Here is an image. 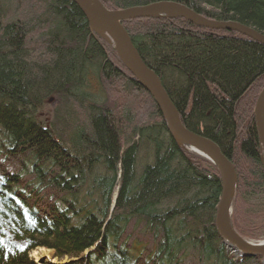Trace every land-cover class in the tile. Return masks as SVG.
I'll return each instance as SVG.
<instances>
[{
    "label": "trees",
    "instance_id": "1",
    "mask_svg": "<svg viewBox=\"0 0 264 264\" xmlns=\"http://www.w3.org/2000/svg\"><path fill=\"white\" fill-rule=\"evenodd\" d=\"M100 1L118 10L163 0ZM166 1L264 34V0ZM124 26L183 124L234 164V202L255 200L245 231L260 237L264 167L254 109L264 89V45L183 18ZM131 78L72 0H0V235L9 240L0 264H34L30 252L40 247L59 257L93 247L89 264H264L236 258L223 244L215 227L218 168L172 138L152 96ZM118 89L143 100L146 121L135 102L116 113L115 105L126 106L111 101ZM49 100L46 121L40 110ZM232 217L239 229L236 209Z\"/></svg>",
    "mask_w": 264,
    "mask_h": 264
},
{
    "label": "water",
    "instance_id": "2",
    "mask_svg": "<svg viewBox=\"0 0 264 264\" xmlns=\"http://www.w3.org/2000/svg\"><path fill=\"white\" fill-rule=\"evenodd\" d=\"M83 12L90 28L116 51L126 68L152 96L166 120L172 138L219 169L222 178V194L217 206L216 227L224 242L243 258H264V243L255 244L243 239L234 229L231 217L232 204L237 188V173L232 162L219 145L199 133L189 130L182 122L180 113L162 83L159 75L142 58L124 22L142 18H183L197 26L224 31H236L264 45V34L233 20L222 21L206 17L190 7L174 1H155L145 5L110 10L99 0H72ZM255 126L260 147V159L264 167V89L260 93L255 110Z\"/></svg>",
    "mask_w": 264,
    "mask_h": 264
},
{
    "label": "rangeland",
    "instance_id": "3",
    "mask_svg": "<svg viewBox=\"0 0 264 264\" xmlns=\"http://www.w3.org/2000/svg\"><path fill=\"white\" fill-rule=\"evenodd\" d=\"M204 28V27H203ZM206 29H209V28H206ZM236 32V31H235ZM123 63V62H122ZM124 65V64H123ZM125 66V65H124ZM125 68H126V66H125ZM127 69V68H126ZM128 70V69H127ZM129 71V70H128ZM130 72V71H129ZM131 73V72H130ZM132 74V73H131ZM133 75V74H132ZM134 76V75H133ZM123 97V96H122ZM122 97H119V98H117V99H115V98H113L112 97V99H111V101H115V103H121V101H123L125 104H126V108H129L130 107V105L131 106H133V103L135 102L136 103V106H135V111L139 114V116H140V119H141V121L143 122V121H146L147 120V117H146V115L148 114V112H147V110L146 109H144L142 106H141V104H142V101L143 100H136L135 101V99H134V97H132L131 96V98H130V96H126L125 98H122ZM130 98V100H128ZM52 102H50V100L48 101V102H46L45 103V106H44V108H42L41 110H40V113H41V118H44V119H46V118H48V119H51V117H52V112H53V107H52V104H51ZM114 102L112 103L113 105L115 104ZM116 106V105H115ZM120 106V105H119ZM142 107V108H141ZM124 110V107L122 106V111ZM122 111L121 110H118L117 109V114L118 115H120L121 113H122ZM124 120V119H123ZM46 121H47V119H46ZM51 120H49V122H50ZM187 150H189V152H191V153H193V154H195V155H197L196 153H194L191 149H187ZM237 173V172H236ZM234 201H235V199H234ZM233 201V211L236 209V217H238L237 218V225H238V227H239V229H240V231L242 232L241 234L244 236V237H246V238H249L250 236H248V233H246V231L245 230H247L248 229V226H247V224H248V221L250 220V221H253V216H252V214L251 215H249V212L247 211L246 212V214H245V211L246 210H248L249 208H251L253 205H255L254 203H256L255 202V200L253 201V199H248L247 201L248 202H246V206H242V205H238L237 203H235ZM262 201H264V188H262L261 189V194H260V196H259V198H258V202L257 203H261ZM257 208V207H256ZM257 209H259V208H257ZM259 212H257V214H258ZM254 224L255 225H258V224H261L260 223V221L259 220H256L255 222H254ZM261 231H264V225L261 227V229H260ZM250 238H255V239H251V240H254V241H256V242H260V241H263L264 242V233H262L261 232V235H260V237L259 236H254V237H250ZM53 253H54V251H52V250H48V249H46V248H38V249H35L34 251H32L31 252V254H30V256H31V258L36 262V261H42V260H40V259H47V260H50L51 258H52V256H53ZM84 255H87L86 253H84ZM66 259L67 258H64V259H62L61 261H58L57 259H56V262H64V261H66ZM68 260V259H67ZM46 261V260H45ZM90 262H88V264H89Z\"/></svg>",
    "mask_w": 264,
    "mask_h": 264
},
{
    "label": "bare ground",
    "instance_id": "4",
    "mask_svg": "<svg viewBox=\"0 0 264 264\" xmlns=\"http://www.w3.org/2000/svg\"><path fill=\"white\" fill-rule=\"evenodd\" d=\"M18 1H21V0H18ZM100 1V0H99ZM101 2V1H100ZM143 5H145V4H143ZM140 6V5H139ZM132 7H134V6H132ZM207 17V16H206ZM142 19H146V18H142ZM91 29V28H90ZM91 31L94 33V34H96V35H98L96 32H94L92 29H91ZM112 47V46H111ZM113 48V47H112ZM116 52V51H115ZM119 57V56H118ZM133 81H135L134 79H136L137 81H138V83L140 84V82H139V80L137 79V78H131ZM129 81L130 82H132L130 79H129ZM162 81V80H161ZM163 83V82H162ZM132 84V83H131ZM141 85V84H140ZM142 86V85H141ZM143 87V86H142ZM144 88V87H143ZM145 89V88H144ZM146 90V89H145ZM120 93V89H118V92L117 93H115L116 95H115V97H121V96H124V95H118ZM257 102V101H256ZM256 106V105H255ZM116 108H115V111H116V113H117V109L118 110H121L122 111V108L120 107V106H115ZM127 109L128 108H125L124 107V110L122 111V113L119 115V116H123V114H125V111L127 112ZM193 151V150H192ZM228 158V157H227ZM229 159V158H228ZM230 160V159H229ZM231 161V160H230ZM232 162V161H231ZM213 163V162H212ZM214 164V163H213ZM233 164V163H232ZM234 165V164H233ZM235 167V166H234ZM222 179V178H221ZM221 194H222V190H221ZM235 195H236V192H235ZM235 195H234V199H235ZM117 197H118V190H116L115 192H114V197H113V199H112V203H113V205H112V207H111V210L113 211V212H117L116 211V207H115V205H116V203H117ZM221 198V197H220ZM233 199V200H234ZM220 201V200H219ZM219 203V202H218ZM218 206V205H217ZM26 213V212H25ZM118 214L119 215H121V216H123L122 215V213H120L119 211H118ZM227 218L229 219V221H231V217H228V214H225V217H224V221H225V224L227 225ZM120 222L124 225V228L126 227V225H125V222H126V220H125V217H122V219L120 220ZM215 222H216V220H215ZM131 224H133L132 223V221L130 222ZM119 226H122V225H119ZM215 227H216V223H215ZM216 229H217V227H216ZM235 229L236 230H239L238 228H237V226L235 225ZM129 232V231H128ZM128 232H126L125 234L127 235V233ZM217 232H218V230H217ZM219 233V232H218ZM220 235V234H219ZM220 237H221V235H220ZM222 238V237H221ZM105 240L109 243V246L112 248V249H114L115 251H117V246L114 244V241L115 240H112V239H108V238H105ZM8 241L9 240H7V238H5V237H1V235H0V247H2V246H4V245H6L7 243H8ZM222 241H223V243H224V240H223V238H222ZM117 242V241H116ZM115 242V243H116ZM257 243H259V244H262V243H264L263 241H260V242H257ZM13 244H14V241H13ZM15 245L17 246L18 244L17 243H15ZM120 245V243L118 244V246ZM40 248H43V247H40ZM228 248L230 249V250H232V251H234L231 247H230V245H228ZM36 249H38V248H36ZM47 249V248H46ZM35 250V249H34ZM34 250H32V251H34ZM49 250V249H48ZM94 250V248L92 247V248H90L88 251H86L85 253L87 254V255H84V254H80V255H78V256H69V255H65V256H63V257H59V256H57L56 255V253H53V256H52V258L50 259V260H47V259H40V260H42V261H34V264H88V262H90V256L89 255H91V251H93ZM31 251V252H32ZM53 251V250H52ZM30 252V253H31ZM234 253V255L236 256V258H240V259H242V260H244V259H246V258H243L242 257V255L241 254H237L235 251L233 252ZM89 256V257H88ZM64 258H67L66 259V261H64V262H56V259L58 260V261H61L62 259H64ZM46 260V261H45Z\"/></svg>",
    "mask_w": 264,
    "mask_h": 264
}]
</instances>
